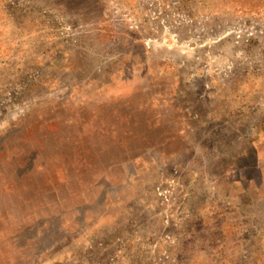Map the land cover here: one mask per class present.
Listing matches in <instances>:
<instances>
[{
  "label": "rangeland",
  "instance_id": "rangeland-1",
  "mask_svg": "<svg viewBox=\"0 0 264 264\" xmlns=\"http://www.w3.org/2000/svg\"><path fill=\"white\" fill-rule=\"evenodd\" d=\"M0 264H264V0H0Z\"/></svg>",
  "mask_w": 264,
  "mask_h": 264
}]
</instances>
